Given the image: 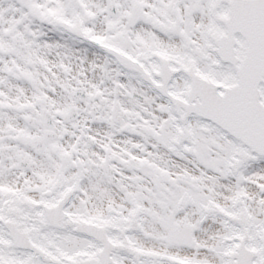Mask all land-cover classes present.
I'll list each match as a JSON object with an SVG mask.
<instances>
[{"label": "snow or ice", "instance_id": "1", "mask_svg": "<svg viewBox=\"0 0 264 264\" xmlns=\"http://www.w3.org/2000/svg\"><path fill=\"white\" fill-rule=\"evenodd\" d=\"M0 264H264V0H0Z\"/></svg>", "mask_w": 264, "mask_h": 264}]
</instances>
